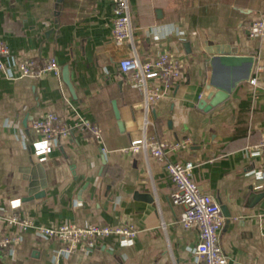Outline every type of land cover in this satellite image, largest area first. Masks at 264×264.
<instances>
[{"label": "crops", "instance_id": "crops-1", "mask_svg": "<svg viewBox=\"0 0 264 264\" xmlns=\"http://www.w3.org/2000/svg\"><path fill=\"white\" fill-rule=\"evenodd\" d=\"M128 4L133 42L115 45L106 0H0V38L15 57L39 64L54 58L60 67L59 77L10 80L0 73L1 211L38 225L137 231L130 242L111 236L57 259L61 244L28 231L0 264H201L192 255L197 230L178 224L181 209L170 201L162 165L143 150L125 152L152 135L191 141L174 158L191 162L197 186L225 207L219 240L227 264H264V153L249 154L264 139V36L247 35L264 15V0ZM133 51L141 60L168 51L183 63L171 92L147 111L143 95L117 73L118 61ZM209 84L228 96L200 108L202 100L209 103L203 98ZM50 110L70 123L76 111L98 127L100 139L75 130L37 155L43 137L30 124ZM12 232L0 223V234Z\"/></svg>", "mask_w": 264, "mask_h": 264}, {"label": "built area", "instance_id": "built-area-1", "mask_svg": "<svg viewBox=\"0 0 264 264\" xmlns=\"http://www.w3.org/2000/svg\"><path fill=\"white\" fill-rule=\"evenodd\" d=\"M112 5L111 39L115 45L132 44L133 33L131 13L128 0H106ZM249 39L264 36V15L253 21L247 29ZM182 60L162 51L155 57L141 60L133 51L132 56L122 58L117 63V73L121 82L129 84L143 95L144 108L155 105L171 92L181 77ZM257 73L263 71L258 68ZM0 73L7 79H38L44 76L59 77L60 67L54 58L39 64L34 58L17 59L6 43L0 38ZM255 84V79L249 81ZM75 113L72 123L67 118L53 110L40 118L33 120L30 130L43 137V144L38 145L37 155L51 152L52 143H61L72 131L89 134L92 139H100V130L91 121ZM189 139L168 141L156 136H144L133 141L125 149L129 154H137L143 150L147 155L160 163L172 184L170 201L173 206L181 209L178 224L183 229H195L198 241L192 249V255L201 264H227V256L220 245V232L223 226V216L220 205L209 194L203 192L193 180L194 166L191 162L175 160V154L188 148ZM264 153V139L249 149L250 156ZM260 173L264 176V161ZM0 223H4L13 232L0 234V258L11 247L22 240V234L32 231L44 239H50L61 244V249L55 258L66 257L78 250L93 249L105 239L116 236L125 241H132L137 234L130 225H97L78 226L73 223H58L49 226L38 225L27 216L17 213L5 215L0 209Z\"/></svg>", "mask_w": 264, "mask_h": 264}, {"label": "water", "instance_id": "water-1", "mask_svg": "<svg viewBox=\"0 0 264 264\" xmlns=\"http://www.w3.org/2000/svg\"><path fill=\"white\" fill-rule=\"evenodd\" d=\"M240 60H250V59L244 58V59H240ZM212 85L213 84H209L204 89L205 93L203 95V98H204V100L206 99V101H209L208 105H205L206 104L205 101L202 100L200 102V108H202L204 106L205 107L208 106V108L214 107V106L218 105L220 102H222L224 99L227 98L228 90L226 88L217 89V88L213 87ZM113 110H114L116 119H118L119 118L118 111H117V108L114 104H113ZM119 125H120V122H119ZM33 197L36 198V197H38V195H29L28 200H31ZM221 211L224 215L228 214L225 207H221Z\"/></svg>", "mask_w": 264, "mask_h": 264}]
</instances>
